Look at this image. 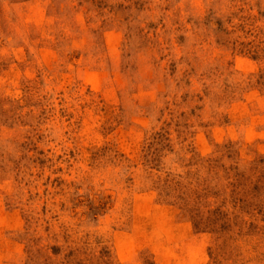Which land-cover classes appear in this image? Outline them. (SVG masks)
Listing matches in <instances>:
<instances>
[{
  "label": "rangeland",
  "instance_id": "374dc122",
  "mask_svg": "<svg viewBox=\"0 0 264 264\" xmlns=\"http://www.w3.org/2000/svg\"><path fill=\"white\" fill-rule=\"evenodd\" d=\"M0 264H264V0H0Z\"/></svg>",
  "mask_w": 264,
  "mask_h": 264
}]
</instances>
